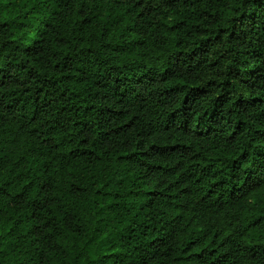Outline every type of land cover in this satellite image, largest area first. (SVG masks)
Segmentation results:
<instances>
[{"label": "clouds", "instance_id": "obj_1", "mask_svg": "<svg viewBox=\"0 0 264 264\" xmlns=\"http://www.w3.org/2000/svg\"><path fill=\"white\" fill-rule=\"evenodd\" d=\"M0 264H264V0H0Z\"/></svg>", "mask_w": 264, "mask_h": 264}, {"label": "trees", "instance_id": "obj_2", "mask_svg": "<svg viewBox=\"0 0 264 264\" xmlns=\"http://www.w3.org/2000/svg\"><path fill=\"white\" fill-rule=\"evenodd\" d=\"M25 2V0H22V4ZM195 255V253H193Z\"/></svg>", "mask_w": 264, "mask_h": 264}]
</instances>
